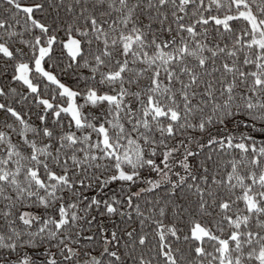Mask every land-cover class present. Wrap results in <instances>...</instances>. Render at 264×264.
<instances>
[{
    "label": "snow or ice",
    "instance_id": "obj_1",
    "mask_svg": "<svg viewBox=\"0 0 264 264\" xmlns=\"http://www.w3.org/2000/svg\"><path fill=\"white\" fill-rule=\"evenodd\" d=\"M0 264H264V0H0Z\"/></svg>",
    "mask_w": 264,
    "mask_h": 264
}]
</instances>
